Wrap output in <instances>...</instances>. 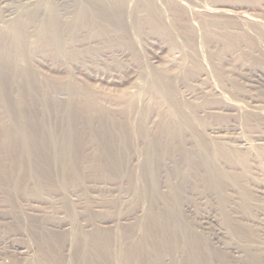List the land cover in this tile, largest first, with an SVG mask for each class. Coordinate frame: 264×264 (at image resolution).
Wrapping results in <instances>:
<instances>
[{
  "label": "rangeland",
  "instance_id": "374dc122",
  "mask_svg": "<svg viewBox=\"0 0 264 264\" xmlns=\"http://www.w3.org/2000/svg\"><path fill=\"white\" fill-rule=\"evenodd\" d=\"M181 1L155 0L159 20L149 23L131 2L125 30L76 22L62 48L48 41L46 4L6 15L0 5V57L17 17L33 16L8 74L0 73V165L8 170L0 175V264L46 257L70 264L82 238L107 244V264H129L125 235L151 213L172 209V188L188 230L216 247L208 264H247L249 255L264 264V0ZM219 3L232 14L214 11ZM23 76L36 81L29 87ZM4 87L12 102H24L25 114L11 110ZM18 129L33 133L23 146ZM103 132L113 142V163L101 147ZM41 135L50 158L39 170ZM151 142L164 154L154 172ZM203 145L224 153L218 166L191 163ZM218 172L237 178L227 180L226 197L203 183Z\"/></svg>",
  "mask_w": 264,
  "mask_h": 264
},
{
  "label": "bare ground",
  "instance_id": "6f19581e",
  "mask_svg": "<svg viewBox=\"0 0 264 264\" xmlns=\"http://www.w3.org/2000/svg\"><path fill=\"white\" fill-rule=\"evenodd\" d=\"M9 1L10 0H0V5L2 6V8H4L3 9L4 14L7 12L9 14H12L16 8H21V7H23L22 9L24 8L27 9L30 7L33 8L37 5H40L42 2L46 4L47 6L46 10L48 11L46 35L48 37V41L56 45L58 48H62L61 39L63 35H65L67 32H68L67 35H71L72 32L74 33L75 31L74 28H77L76 22H79L80 23L79 25H90L94 23L91 21L93 19V20H97L96 23H98L100 29H104V27H107L109 25V26H114L115 28L120 30H125L127 23H125L124 17L126 15V12L128 11L127 9L131 2L134 3L133 6L135 7L134 9H136L138 12L141 11L145 13L146 22L149 23L150 21L152 22L153 20H159V16H157V14H155L154 11L157 5L155 0H55L57 4L55 5L57 6L58 9V13L56 14L53 12V8L51 6L52 3L54 4V0H11L14 2L16 1L18 3L16 7L14 5H11V2L9 3ZM181 2L184 1L182 0ZM187 2H189V0ZM166 5L168 4H165V6ZM217 6L218 7L213 8L214 11L216 12H221L224 14H228L232 12L231 9L229 10L228 5L226 3H219L217 4ZM134 9L132 11L133 12L132 15L137 16V12L134 13L135 11ZM127 13H129L130 15L129 11ZM238 13L243 14V12L240 11H238ZM0 17H2V15ZM32 17H33L32 14L29 13L27 15L23 14V16L22 14H20L17 17L18 20L15 21V24L13 25L14 26L13 29L11 28L12 30L9 33L11 38V44L10 46H7L4 55L0 57L1 74L3 73H5L6 75L8 74L4 69V67L5 65H8L7 63H9V61H11L12 55H15L19 51L20 49L19 45H21L22 43L21 40L26 34V27L29 22L28 20L29 19L31 20ZM129 18L131 17H128V19ZM19 20L21 21L19 22ZM72 21H74L75 23L72 25L71 28L70 22ZM261 33L262 32H260V34ZM3 39H4V35L0 33V43H2ZM23 79L25 84H27V86L29 87H31L36 81L33 77H29V76H23ZM67 89H70V86H68ZM1 90L4 93L8 106L15 114L17 113L18 115H23L26 113L25 110H27V108L24 107V102H22L20 99L14 102L11 101L8 94L9 93L8 87H4ZM72 103L73 102L69 99L65 102V105L68 108H71V106L73 105ZM58 104L59 103H57L56 106H58ZM90 118L91 117H88V119ZM33 127H38L39 129L40 126L39 125L36 126L34 124ZM72 133H73V127L71 126L67 127L66 129L67 136ZM31 136H33L32 131H24L18 129L16 131L17 145L23 146L26 142L29 141ZM47 139H48L47 135H41L38 136V139L36 141L38 144L35 143L37 159L41 161L40 163H38L39 170L46 168L45 163L50 158L49 155L47 156L46 153L42 152V146L47 141ZM196 139H198L197 135H196ZM102 146L106 153L107 160L113 163V158H114L113 142L109 141L106 132L102 133L101 147ZM164 146H165L164 149L167 150V146L166 145ZM157 147L158 146L155 145L154 142H151L149 144V149H150L149 157L151 159L150 164L152 165L151 172H154L155 167L157 168L159 166L160 160L164 155L161 152H157L156 150ZM177 147L178 148H174V149L177 150L184 149L181 146H177ZM196 151L199 156V157L197 156V158L199 159L191 158V163L201 166L203 170L210 169L213 166H218L217 161H219L220 158L225 157L223 156L224 153H218L217 150H215V152H212V150L210 151L208 146L205 145H203L199 149L197 148ZM19 153L20 151L16 150L14 154L18 155ZM208 153L209 155H207ZM189 160L190 157L187 160V162ZM16 161L17 162L22 161L20 156H16ZM175 168H177V166H175ZM6 172H8V170H5L3 166L0 165V175H5ZM210 177L211 178H207L205 180L206 182L203 183L207 186L208 189L214 191L218 195H221L220 197H226L225 189L228 188L229 184L232 183L231 185H233L237 181V178H228L233 181L231 183L228 182L227 178H222V174L220 172L210 174ZM151 184L153 190L154 189L153 181L151 182ZM177 190H178L177 188H172L170 190L171 193H173L174 199L176 200L173 201L174 207H172V209H168V210L159 209L156 213H151L148 216V220L145 224L138 221L133 225L132 228L133 235L131 234L132 236H127L128 234L125 235L126 239L128 240L126 241V243L128 244L127 245L128 255L125 256L127 263L129 264H208L212 262L213 259L212 256L214 254L213 250H215L216 247L210 242L211 240L210 241L208 240L209 238L204 237V234L201 235L199 233L197 238V236L190 230V228L188 230V221H187L188 215L184 212L185 209H183V207L182 208L179 207V202H178L179 192H177ZM241 197L242 196H240V198ZM247 199L248 198L246 197H242L240 200L241 201L240 205L246 206V203L248 205V201L246 202ZM224 204L225 203H223V206ZM227 226L231 231L233 227L229 225V223H227ZM232 232L234 231H231L230 234L236 237L237 235H235ZM199 237L203 241L200 240ZM246 237L245 239H247ZM241 238L243 237H239L237 239L242 240ZM82 239L77 244H73L72 246L73 247L72 250H75L76 253H72L70 257L71 259L69 261L71 262L70 264H79V263L107 264L108 263L107 254H106L107 244L105 242H104L105 244L104 243L99 244V242L97 243L95 240H93L91 243H86L85 238L83 240ZM179 244L181 246V250L177 249V246ZM244 249L245 251L250 250L249 246H245ZM168 254H170L169 261H166V258H164V256ZM73 258L74 260H72ZM43 259L39 262V264H47V263L50 264L51 262H53V260L52 261L48 260L49 257H46L44 260ZM246 260H247L246 261L247 264H262L259 261V258L255 255H249Z\"/></svg>",
  "mask_w": 264,
  "mask_h": 264
}]
</instances>
